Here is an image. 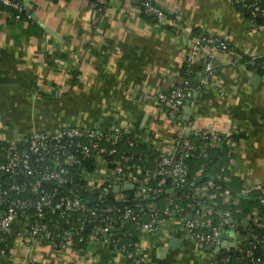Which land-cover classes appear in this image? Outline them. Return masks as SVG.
I'll return each mask as SVG.
<instances>
[{
  "label": "crops",
  "instance_id": "crops-1",
  "mask_svg": "<svg viewBox=\"0 0 264 264\" xmlns=\"http://www.w3.org/2000/svg\"><path fill=\"white\" fill-rule=\"evenodd\" d=\"M142 0H26L31 20L11 23L0 12V142L67 127L119 129L154 149L170 152L178 121L231 119L238 142L235 168L251 185L264 183V28L253 30L231 0H160L181 24L179 34L147 22ZM194 29L227 40L231 52L205 45L184 67ZM247 56L250 66L239 63ZM211 59L212 73L202 83ZM255 60V61H254ZM199 80L193 105L172 118L157 100L185 81ZM189 86V85H188ZM240 181L242 179H239ZM150 264H208L209 252L178 222L160 226L142 242ZM174 247H169L171 241ZM0 264H125L106 241L86 253L26 247L14 240Z\"/></svg>",
  "mask_w": 264,
  "mask_h": 264
},
{
  "label": "built area",
  "instance_id": "built-area-1",
  "mask_svg": "<svg viewBox=\"0 0 264 264\" xmlns=\"http://www.w3.org/2000/svg\"><path fill=\"white\" fill-rule=\"evenodd\" d=\"M19 1L0 0L6 6L22 10L26 0H21L23 3ZM159 2L142 0L139 12L154 16L157 21L155 26L170 28L178 35L181 24L168 16ZM231 2L242 4L250 11L253 19L245 22L253 30L264 28L253 21L254 17L264 15L261 6L264 0ZM193 34L195 43L186 58L189 76L192 74L190 64L205 45H214L220 52L231 50L227 40L203 30ZM211 73L210 59L205 65L202 83L208 82ZM188 85L189 82L185 81L157 96L158 102L167 106L172 118L184 102L193 105V94ZM229 122L231 119L219 118L209 119L204 125L198 119L178 121L176 125L180 131L174 147L170 152L154 149L158 153L154 159H150L143 150L137 155H126L117 149L121 141L136 145L141 140L119 129L67 127L57 131L33 132L0 142V180L3 173L13 175L8 189L17 196L13 198L8 189L0 187V245L13 238L22 240L26 247L47 244L54 249L86 253L92 245L103 240L108 245L113 244L118 249L117 256L126 261L150 264L147 251L154 241L146 246H142V242L152 236L157 237L160 226L172 221L181 224L190 239L209 252L211 259L208 264H264V209L255 208L240 220L230 209L231 206H238L240 197H247L251 192L260 193L259 203L264 206V183L251 185L238 177L235 152L243 137L232 138ZM220 147L227 148L228 164L215 172L212 178L188 186L189 164L186 158L197 154L208 159L210 151ZM82 160L94 161V171L77 169ZM201 169L204 170V165ZM20 175L26 178L22 182L17 180ZM234 176L242 179L241 190L237 194L222 186L231 182ZM167 182L171 186L165 187ZM46 183L53 187H48ZM67 185H70L69 191L73 196L61 192ZM79 188L96 194L98 201L90 204L88 200H82L76 193ZM129 189L133 190L131 195L125 193ZM177 189L182 192L178 193ZM163 192L168 196L161 207L154 199ZM30 193L39 198L23 197ZM110 194L117 201L132 199L137 210H127L114 217L115 206L99 205V201ZM182 197L188 199L185 204ZM31 208L34 213H30ZM75 213L81 215L76 223L72 220ZM188 214H191L190 218H187ZM48 215L57 216L59 220L47 219ZM129 222L138 230L140 239V243L134 244L133 251L125 245H118L119 236L130 235L126 230ZM87 224L91 225V234L83 237L80 232ZM240 229L243 231L240 232ZM76 238L87 247H75ZM244 241L249 243V248L243 245ZM258 247L263 250L261 257L254 252Z\"/></svg>",
  "mask_w": 264,
  "mask_h": 264
},
{
  "label": "trees",
  "instance_id": "trees-1",
  "mask_svg": "<svg viewBox=\"0 0 264 264\" xmlns=\"http://www.w3.org/2000/svg\"><path fill=\"white\" fill-rule=\"evenodd\" d=\"M19 2L23 3V2H21V0ZM233 6L240 13V15L244 21L248 22V20L253 19L251 17L250 11L248 9H246L242 4H234L233 3ZM261 6L264 8V2L261 3ZM139 7H140V9L142 8L141 3L139 5ZM0 12H6L11 23H14L16 21L31 20V10L27 7L26 3H23V9L22 10H18V9L11 7V6H6L0 2ZM140 16L143 17V19H145L147 22H150L154 25L157 24V21L155 20L154 16H148V15L143 14V13ZM17 17H19V18H17ZM263 20H264V15L263 16L259 15V16L254 17L253 21H255L254 23L258 27L262 28V27H264L263 26ZM200 32H201L200 29H194L193 33H195L197 35ZM229 44L231 45L230 42H229ZM233 50H234L233 46L231 45L230 51L232 52ZM230 51H227V52H230ZM239 63L244 64L246 66H250V64L252 63V60H251V58H249L247 56H243L239 60ZM184 71H185L184 73L186 74V76L189 77V75L187 74V72H188L187 71V62H185ZM192 99H194V95H192ZM184 103L179 108V111L184 110L182 107L184 105ZM232 138H236V135H232ZM140 141L136 145H129V143L121 141L117 145L116 148L121 150L122 152H124L126 155H131V154L137 155L141 150H143L148 155V157L150 159H154L158 155V153L154 150L153 147L149 146L148 144L144 143L143 141H141V142ZM226 152H227L226 147H220L218 149H212L209 153L210 156L208 159H203V158L199 157L197 154L188 156L186 158L187 163L189 164V174L187 177L188 186L194 185L195 179L197 177L204 176V179L205 178L206 179L212 178V176L215 172L220 171V169L225 167L228 164V160L226 158V154H227ZM135 157H137V156H135ZM202 165H204V170L201 169ZM76 168L81 170V171H86V170L94 171V161L82 160V164L78 165ZM12 178H13V175L8 174V173H3L1 175L0 187L2 188V190H6L9 188V186L12 182ZM24 179H26V178L22 175L17 177L18 182H22ZM198 184H200V183H197L195 185H198ZM46 185L50 188L53 187L52 184H50V183H46ZM227 185H229L236 192H239L241 190V181L236 176L232 177L231 182H229L227 184L223 183L222 186L224 189H227ZM169 186H171V184L169 182H167L165 187H169ZM69 187H70V185L65 186L64 188L61 189V192L65 195L73 196L72 193H70V191H69ZM8 191H9V189H8ZM177 191H178V193L182 192L181 189H179V190L177 189ZM132 192H133V190H131V189L125 191V193H128L130 195L132 194ZM9 193L12 194L13 198H17V196L14 193H12L11 191H9ZM76 193L80 196V198L82 200H88L90 202V204H95L96 201H98V196L96 194H91L89 191L84 190L82 188H79V190ZM166 196H168V194L163 192L158 198H155L154 200L159 202V206L161 205V207H162V206H164V199ZM260 196L261 195L259 192H251L247 197H245V196L240 197L238 206L234 205V206H231V208H230L232 213L234 214V216H236L240 220L243 216L249 214L255 208L259 209L260 211L263 210L264 206H262L259 203ZM23 197L29 198L32 200H36L39 198L38 195H35L32 193L27 194V195H23ZM187 201H188V199L182 197V202L184 204ZM99 202H100L99 205H102V206H108V205L115 206L116 212H115V215H113L114 217H116L122 213H125L127 210H137V208L135 207V202L132 201V199H129L128 201H117V200H115V198L113 197L112 194L103 198ZM220 208H226V207L220 206ZM236 210H238L239 212H236ZM30 213H34L33 208L30 209ZM80 216H81L80 213L73 214V217H72L73 222L76 223L77 218ZM49 218H53L54 220H59V218L57 216H54V215H48L47 219H49ZM215 221H217V219H215ZM126 230L129 232L130 235L126 236V237L119 236L118 237V239H119L118 245H119V247L122 245H125L129 249V251H133L134 250V244L140 243L139 232H138V230H136L134 228V225L132 222H129L126 224ZM239 231L242 232L243 230L240 229ZM90 234H91V225L87 224L85 230L83 232H80V235L83 237H86ZM13 242H14L13 238H8L4 243H2L0 245V250L5 251V253H8V251L13 246ZM75 245H76L75 247H77V248L87 247V246L83 245L82 242H79L77 238H76ZM243 245L246 248H249V246H250L247 241H244ZM109 248L111 249V251L115 255L118 254V249H115L113 244H109ZM254 252H255L257 257H261L263 254V250L260 247L256 248L254 250ZM127 264H134V263L131 262L130 260H127Z\"/></svg>",
  "mask_w": 264,
  "mask_h": 264
},
{
  "label": "water",
  "instance_id": "water-1",
  "mask_svg": "<svg viewBox=\"0 0 264 264\" xmlns=\"http://www.w3.org/2000/svg\"><path fill=\"white\" fill-rule=\"evenodd\" d=\"M197 85H199V80H189V86L190 87H192V88H196V86ZM204 179V176H199V177H197L196 179H195V183H199V182H201L202 180ZM220 184L222 183V182H219ZM227 189L230 191V192H232V193H234V194H237V192L236 191H234L229 185H227ZM115 190L117 191L118 190V188L116 187L115 188ZM172 190H168L167 192H171ZM191 217V214H188V216H187V218H190ZM176 242L173 240V241H171V242H169V244H168V246L169 247H174L176 244H175ZM224 244H222V246H223ZM122 261L123 262H125V264H127V261H126V259L125 258H122Z\"/></svg>",
  "mask_w": 264,
  "mask_h": 264
}]
</instances>
